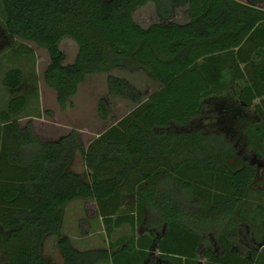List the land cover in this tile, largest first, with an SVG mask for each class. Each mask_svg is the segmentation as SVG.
<instances>
[{
    "label": "trees",
    "instance_id": "16d2710c",
    "mask_svg": "<svg viewBox=\"0 0 264 264\" xmlns=\"http://www.w3.org/2000/svg\"><path fill=\"white\" fill-rule=\"evenodd\" d=\"M0 2L6 50L34 63L25 41L48 51L44 77L62 108L91 74L121 68L161 84L146 99L129 79L110 74L109 94L135 108L87 147L77 129L59 141L41 139L32 122L20 123L29 96L8 100L0 111L5 264H56L44 254L53 235L63 264H149L155 250L172 264H264V203L252 208L264 195L255 187L260 165L241 152L245 135L250 142L254 136L250 107L264 95V0ZM149 2L161 21L144 27L134 14ZM181 6H188L187 23L174 21ZM65 38L78 45L73 63L61 48ZM24 81L22 67L3 77L11 90ZM98 112L110 119L108 98ZM78 152L87 173L73 169ZM77 199L95 206L109 234L129 224L131 235L108 247H75L61 229L66 206ZM246 225L249 244L241 239ZM140 226L145 233H137Z\"/></svg>",
    "mask_w": 264,
    "mask_h": 264
},
{
    "label": "rangeland",
    "instance_id": "374dc122",
    "mask_svg": "<svg viewBox=\"0 0 264 264\" xmlns=\"http://www.w3.org/2000/svg\"><path fill=\"white\" fill-rule=\"evenodd\" d=\"M261 7L264 8V2L261 4ZM185 10L181 8L179 11H176L174 21L182 22L186 20L187 12ZM134 16L136 21L144 27L161 21L154 5H147L137 9ZM4 20V9L0 2V111L6 106L8 100L13 95L17 93L27 94L30 98V103L24 111L20 123L25 127L29 121L32 122L38 136L43 140L59 141L64 135L69 134L73 129H77L80 132L85 147H87L103 131L130 113L135 108L133 102L113 97L109 94L108 77L110 74L129 79L141 90L146 99L161 87L158 81L142 71H130L118 68L110 73L91 74L80 85L77 95L71 99L72 104L64 109L57 101L56 91L49 87L45 81L44 71L50 62L48 51L33 42L25 41L35 50V63L32 60L15 57L12 52L6 50L7 44L2 43L4 42L2 41ZM61 48L67 55L66 63H73L78 52L77 43L72 38H65L61 42ZM14 67H22L24 69L25 81L20 88L11 90L3 85V77L7 70ZM231 88L239 89L240 87L239 84H234ZM228 90H226L225 94H229ZM103 97L108 98L110 102L111 115L108 121H103L98 112V103ZM250 112L253 117L251 123L254 125L252 130L254 136L250 142L245 135V142L241 152L246 159L259 162L260 170L255 181V187L264 189V134L255 135L254 131L256 128L264 130V95L254 102V105L250 107ZM195 122L200 124L202 120L197 119ZM73 169L79 172H89V166L80 152L75 156ZM260 202L264 203V195H257L253 200L252 208H256ZM94 208L95 206L92 203H87L83 199L72 201L65 208L61 233L68 235L75 247L82 250L108 247L110 243L117 241L120 237L131 235L132 226L129 224L116 228L112 234H109L103 223V219L96 214ZM247 228L246 225L241 232L243 244H249V236L246 232ZM145 232L146 229L143 226L137 228L138 234ZM156 239L158 241L160 236L158 235ZM58 241L59 236L53 235L48 237L44 245V254L52 262L63 264L64 260L58 246ZM261 246L259 250L264 252V244ZM159 254L160 252L155 250L149 264H172L168 260L159 259ZM0 264H5V257L1 252ZM100 264L112 263L107 261Z\"/></svg>",
    "mask_w": 264,
    "mask_h": 264
},
{
    "label": "crops",
    "instance_id": "0c3cea01",
    "mask_svg": "<svg viewBox=\"0 0 264 264\" xmlns=\"http://www.w3.org/2000/svg\"><path fill=\"white\" fill-rule=\"evenodd\" d=\"M241 1H243V0H241ZM147 5H154V6L156 7V5H155L154 2H149V3L146 4L145 6H147ZM143 7H144V6H143ZM140 8H141V7H140ZM181 8H182V9H186L185 12H187V17L185 18L186 20H183L182 22L180 21L179 23H187V22L189 21V9H188V6H181V7H178L176 11H179V9H181ZM138 9H139V8H138ZM174 17H175V16H174ZM176 22H178V21H176ZM152 24H153V23H152ZM150 25H151V24H149V26H150ZM149 26H148V27H149ZM146 27H147V26H146ZM96 74H97V73H96ZM76 95H77V94H76ZM76 95H75V96H76ZM75 96H74V97H75ZM74 97H73V98H74ZM23 127H24V126H23ZM101 218H102V217H101Z\"/></svg>",
    "mask_w": 264,
    "mask_h": 264
}]
</instances>
